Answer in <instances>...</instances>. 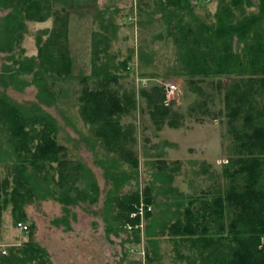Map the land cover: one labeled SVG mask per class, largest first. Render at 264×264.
Segmentation results:
<instances>
[{
	"label": "trees",
	"instance_id": "trees-1",
	"mask_svg": "<svg viewBox=\"0 0 264 264\" xmlns=\"http://www.w3.org/2000/svg\"><path fill=\"white\" fill-rule=\"evenodd\" d=\"M213 1L216 4L209 11L214 17L212 22L198 19L194 13L196 5L203 4V0H156V5L175 45L180 75L194 85L211 76L231 78L224 89L225 108L230 124L241 120L240 145L249 155L238 160L237 172L227 171L232 177L229 188L216 191L213 197L201 199L199 203L197 199L190 200L175 221H158V231H151L154 221L146 228L143 224L141 229L140 215L132 216L141 198L138 191L117 194L125 181L123 172L118 171L119 159L114 157L111 163L103 161L110 163L105 174L112 180L122 225L126 229L127 224L132 226L127 229L133 234L131 242L140 244L144 232L145 264L159 260L155 246L158 237L172 240L174 264H264V0ZM72 2L0 0V7L9 9L0 22V52L6 53L5 59L10 61L0 70V162L8 171L0 179V210L11 203L15 224L24 222L21 204L42 188V198L50 197L66 205L97 192L88 169L64 157L66 148L57 141L55 118L38 104H20L6 92L9 87L22 91L33 84L37 87L38 101L50 105L57 98L56 80L74 78L73 57L68 48L63 50L68 42V18L59 15V10L67 11ZM253 6H257V11H248ZM46 9L55 14L49 39L42 45L38 40L37 57H16L15 47L26 29L24 20H42L41 11ZM109 31L103 25L102 31L93 32L92 71L89 75H80L82 86L76 102L81 118L92 126L97 140L121 161L137 167V155L128 145L133 140L132 130L120 123L121 115L135 109L137 95L121 91L118 68L109 65L108 60L101 61V55L109 53L112 38ZM54 48L57 53L52 52ZM127 63L128 59L121 62L125 72L130 70ZM25 74L32 76L31 81L21 77ZM59 91L60 96L66 95L64 90ZM141 96L151 109L153 122L166 123V117L172 112L163 88L154 86L149 91L142 90ZM167 124L175 125L172 120ZM238 174L242 175L239 184L235 183ZM79 180L80 186L76 184ZM11 183L14 186L9 190ZM153 191L151 184L144 188L145 203L153 201ZM91 198L94 201L95 194ZM151 214L149 210L144 215L149 218ZM147 235L156 239H148ZM0 264L51 263L42 248L28 241L21 248L0 255Z\"/></svg>",
	"mask_w": 264,
	"mask_h": 264
},
{
	"label": "rangeland",
	"instance_id": "rangeland-1",
	"mask_svg": "<svg viewBox=\"0 0 264 264\" xmlns=\"http://www.w3.org/2000/svg\"><path fill=\"white\" fill-rule=\"evenodd\" d=\"M203 2L196 5L194 13L198 19L212 22L214 17L209 11L216 1ZM68 10H59V15L68 18V42L63 50L68 48L73 57L74 78L56 80L57 98L50 105L38 101L37 87L33 84L22 91L9 87L6 92L20 104H38L55 118L57 141L66 148L64 157L88 169L97 186L95 200H91L94 194H89L66 205L50 197L42 198V188L21 204V220L28 226L27 230L15 226L12 204L4 206L0 210V255L31 241L46 252L51 264H145L136 252L130 251L138 244L131 242L133 234L122 225L119 203L105 168L110 167V159H119L118 171L123 172L125 181L117 194L138 191L141 196L138 206L143 203L145 211H149L147 207L150 206L152 213L149 218L143 215L140 222L146 228L154 221L151 231H158V221H175L190 200L197 199L199 203L201 199L213 197L216 191L229 188L232 177L227 171L237 172L238 160L249 155L240 145L241 120L230 124L225 108L224 89L231 78L211 76L194 85L179 74L181 67L176 48L168 36V26L161 19L156 0H73ZM248 11H257V6ZM8 12L9 9L0 7V22ZM41 14L42 20H24L26 29L15 47L16 57H37L38 40L42 45L49 39L55 14L47 9ZM103 25L109 28L112 38L109 53L101 55V61L108 60L109 65L118 68L121 91L137 95L135 109L120 117L121 125L132 130L133 140L128 145L137 155V167L121 161L97 140L92 126L81 118L76 102L82 86L80 75H89L92 71L93 32L102 31ZM52 52L57 53L56 48ZM6 57V53L0 52V70L10 64ZM127 59L129 72L121 67V62ZM21 77L32 79L30 74ZM143 79H146L145 85ZM167 83H175L177 89L167 93ZM154 86L163 88L165 100L169 102L172 113L166 117V123L153 122L151 109L141 96L142 90L149 91ZM60 89L66 92L65 96H60ZM170 120L175 125L167 124ZM7 173L4 163L0 162V179ZM85 180L83 178V182ZM235 183H242L241 174L235 177ZM76 184L80 186L82 181ZM150 184L154 198L145 203L144 188ZM13 186L11 183L9 190ZM156 241L159 260L154 264H174L172 240L158 237ZM140 244L146 245L144 232Z\"/></svg>",
	"mask_w": 264,
	"mask_h": 264
},
{
	"label": "built area",
	"instance_id": "built-area-1",
	"mask_svg": "<svg viewBox=\"0 0 264 264\" xmlns=\"http://www.w3.org/2000/svg\"><path fill=\"white\" fill-rule=\"evenodd\" d=\"M142 82H143V85H145L146 84V79H143ZM165 87H166L167 93H173L177 89L175 83H167V85ZM218 162H221V160H218ZM147 208H148V210H151V207L150 206H148ZM144 212H145L144 204L141 203V205L137 206V211L134 212V213H132V216H135L136 214L137 215H140L141 221H143ZM16 226L19 229H22V230H27L28 229L27 225L24 224L23 222H18L16 224ZM135 227H138V225H136ZM139 227L141 229L143 228V222H141L139 224ZM127 228L128 229H131L132 226L130 224H127ZM130 251L132 253L136 252L139 255L140 258L144 259V247H143V244H138V247L137 248H130Z\"/></svg>",
	"mask_w": 264,
	"mask_h": 264
},
{
	"label": "crops",
	"instance_id": "crops-1",
	"mask_svg": "<svg viewBox=\"0 0 264 264\" xmlns=\"http://www.w3.org/2000/svg\"><path fill=\"white\" fill-rule=\"evenodd\" d=\"M213 3H214V1H213Z\"/></svg>",
	"mask_w": 264,
	"mask_h": 264
}]
</instances>
